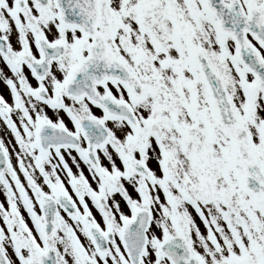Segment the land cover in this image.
Returning a JSON list of instances; mask_svg holds the SVG:
<instances>
[{
  "label": "snow or ice",
  "instance_id": "obj_1",
  "mask_svg": "<svg viewBox=\"0 0 264 264\" xmlns=\"http://www.w3.org/2000/svg\"><path fill=\"white\" fill-rule=\"evenodd\" d=\"M0 264H264V0H0Z\"/></svg>",
  "mask_w": 264,
  "mask_h": 264
},
{
  "label": "flooded vegetation",
  "instance_id": "obj_2",
  "mask_svg": "<svg viewBox=\"0 0 264 264\" xmlns=\"http://www.w3.org/2000/svg\"><path fill=\"white\" fill-rule=\"evenodd\" d=\"M3 197L2 196H0V199H2Z\"/></svg>",
  "mask_w": 264,
  "mask_h": 264
}]
</instances>
